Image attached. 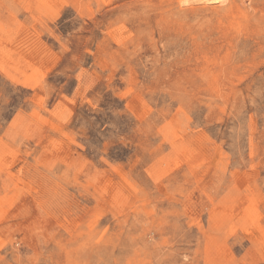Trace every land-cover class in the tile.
Listing matches in <instances>:
<instances>
[{"label": "rangeland", "instance_id": "1", "mask_svg": "<svg viewBox=\"0 0 264 264\" xmlns=\"http://www.w3.org/2000/svg\"><path fill=\"white\" fill-rule=\"evenodd\" d=\"M0 264H264V0H0Z\"/></svg>", "mask_w": 264, "mask_h": 264}, {"label": "bare ground", "instance_id": "2", "mask_svg": "<svg viewBox=\"0 0 264 264\" xmlns=\"http://www.w3.org/2000/svg\"><path fill=\"white\" fill-rule=\"evenodd\" d=\"M188 14V13H187ZM210 30V29H209ZM106 31V30H105ZM207 34V33H206ZM248 41V40H247ZM235 52V51H234ZM233 57V56H232ZM226 94V93H225ZM162 115V114H161ZM240 180V179H239Z\"/></svg>", "mask_w": 264, "mask_h": 264}]
</instances>
